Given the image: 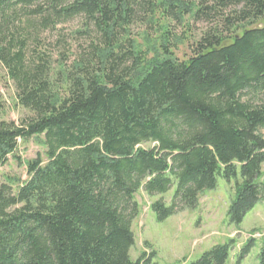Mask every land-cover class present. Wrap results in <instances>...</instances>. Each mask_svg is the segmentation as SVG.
Here are the masks:
<instances>
[{
  "label": "trees",
  "instance_id": "trees-1",
  "mask_svg": "<svg viewBox=\"0 0 264 264\" xmlns=\"http://www.w3.org/2000/svg\"><path fill=\"white\" fill-rule=\"evenodd\" d=\"M75 19L89 43L53 67L40 33ZM190 21L208 29L177 60ZM1 74L30 116L0 120V167H25L0 184V264H156L130 257L140 192L158 222L218 179L234 185L230 224L264 202V0H0ZM30 141L45 162L16 155ZM235 244L192 264H226Z\"/></svg>",
  "mask_w": 264,
  "mask_h": 264
},
{
  "label": "rangeland",
  "instance_id": "rangeland-1",
  "mask_svg": "<svg viewBox=\"0 0 264 264\" xmlns=\"http://www.w3.org/2000/svg\"><path fill=\"white\" fill-rule=\"evenodd\" d=\"M185 22L187 23L188 19ZM185 24L175 30L183 37L185 33L190 36L186 35L171 50L177 60L188 59L194 40L208 29L205 23L194 25L190 21L187 27ZM184 25L186 29H182ZM83 29L81 19H75L57 25L54 30L40 33L41 49L56 62L53 63V67L58 66L62 57L68 58L69 65L77 54L86 49L89 39L79 35ZM139 41L141 50L148 48L146 43ZM152 57L153 55L150 54L148 59ZM0 96L4 101L0 120L18 124L22 119L30 116L27 111L17 106L13 88L3 74L0 75ZM44 153L45 149L41 144L30 141L25 145L21 144L16 155L23 163L35 160L37 156L45 162ZM261 172L264 174V165ZM6 176L24 180L25 167L18 166L15 160L8 158V162L0 167V184L3 182L2 177ZM233 188V183L218 179L214 190L205 191L198 197L197 205L193 210L180 212L163 222H158L150 210L151 204L159 198L138 193L136 201L139 205V214L132 224L134 247L130 252L131 259L135 261L142 254L150 256L154 254L153 263L156 264H192L212 246L233 240L236 244L230 251L226 264H237L236 257L239 250L250 241H254V247L240 264H258V252L264 246V202L249 212L241 225L236 227L230 224L227 218V209L234 197ZM172 195L173 189L162 197L166 206L170 205Z\"/></svg>",
  "mask_w": 264,
  "mask_h": 264
}]
</instances>
